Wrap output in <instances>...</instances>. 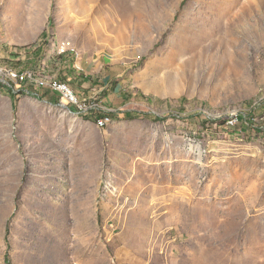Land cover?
I'll return each instance as SVG.
<instances>
[{
  "label": "rangeland",
  "instance_id": "374dc122",
  "mask_svg": "<svg viewBox=\"0 0 264 264\" xmlns=\"http://www.w3.org/2000/svg\"><path fill=\"white\" fill-rule=\"evenodd\" d=\"M10 67L108 121L27 159L60 192L0 191V264H264V0H0Z\"/></svg>",
  "mask_w": 264,
  "mask_h": 264
},
{
  "label": "crops",
  "instance_id": "0c3cea01",
  "mask_svg": "<svg viewBox=\"0 0 264 264\" xmlns=\"http://www.w3.org/2000/svg\"><path fill=\"white\" fill-rule=\"evenodd\" d=\"M24 45L28 44H10L6 47L11 52L14 47ZM59 79L67 82L72 76L68 74L66 77L60 76ZM81 87L86 89L88 82L85 80ZM78 92L85 94L89 90ZM41 94L40 97L25 93L14 95L6 88L0 87V186L5 187L0 191L60 192L63 186L58 178L60 171L50 174L31 173L29 178H25L24 176L28 175L25 174L27 159L36 161L35 154L45 151L44 145L47 141L59 148L62 146L70 155H76L78 150L86 155L90 149L91 142L87 132L93 129L91 117L74 116L63 111L57 95L48 90L42 91ZM115 100H118V97H115ZM102 101L106 103L105 99ZM77 128L81 130L80 135L83 138L76 135ZM78 138L81 142H77ZM38 146L41 147L38 149Z\"/></svg>",
  "mask_w": 264,
  "mask_h": 264
},
{
  "label": "bare ground",
  "instance_id": "6f19581e",
  "mask_svg": "<svg viewBox=\"0 0 264 264\" xmlns=\"http://www.w3.org/2000/svg\"><path fill=\"white\" fill-rule=\"evenodd\" d=\"M66 50L63 46L59 52L62 53ZM22 72V79L17 76V73ZM4 84L6 87H13L15 89H26V86H32L34 89H40V92L44 90H48L49 92L54 93V89L61 87V90L67 92L69 95L64 97L65 105H73V98H84L81 94H79L76 90L72 88V86L66 81L60 80L56 76L47 77L44 74L35 75L34 71L31 69L27 70H17L12 67L10 68H1L0 69V85ZM22 94V93H21ZM30 94L36 97H40L42 94L35 93H25ZM59 106L68 113L72 115H80V116H89L93 115L92 113L85 112L83 110H73L71 106H64L59 103ZM90 106L95 107L102 111V106L99 105L95 100H90ZM104 110V109H103ZM103 113V112H102ZM108 121V118H101L100 124L104 126Z\"/></svg>",
  "mask_w": 264,
  "mask_h": 264
},
{
  "label": "built area",
  "instance_id": "2783aa9c",
  "mask_svg": "<svg viewBox=\"0 0 264 264\" xmlns=\"http://www.w3.org/2000/svg\"><path fill=\"white\" fill-rule=\"evenodd\" d=\"M17 76L22 79L23 75L21 73H17ZM2 87H6L4 84H1ZM12 94L18 95L21 93H35V94H41L40 89H34L32 86H26V89H15L13 87H6ZM105 89V87H102L99 89V92H91V97H97L100 96V93ZM58 97V102L61 103L64 106H71L73 110H83L88 113H92L95 117L101 118V116H98L100 114V110L96 109L95 107L90 106V98H73V105H65L64 104V97L66 95H69L67 92H64L61 90V87L58 86V88L54 89V93Z\"/></svg>",
  "mask_w": 264,
  "mask_h": 264
},
{
  "label": "trees",
  "instance_id": "16d2710c",
  "mask_svg": "<svg viewBox=\"0 0 264 264\" xmlns=\"http://www.w3.org/2000/svg\"><path fill=\"white\" fill-rule=\"evenodd\" d=\"M52 24H51V22H50V26H51ZM34 71V70H33ZM34 73H35V75H42V74H38L36 71H34ZM63 78V77H62ZM65 80V79H64ZM6 263L7 264H10L9 262H8V260L6 259Z\"/></svg>",
  "mask_w": 264,
  "mask_h": 264
}]
</instances>
